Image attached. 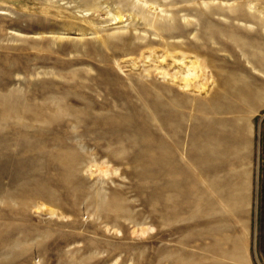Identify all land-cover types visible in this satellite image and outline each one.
Instances as JSON below:
<instances>
[{
    "label": "rangeland",
    "instance_id": "obj_1",
    "mask_svg": "<svg viewBox=\"0 0 264 264\" xmlns=\"http://www.w3.org/2000/svg\"><path fill=\"white\" fill-rule=\"evenodd\" d=\"M19 1L0 0V264H264V0H131L144 19L92 26Z\"/></svg>",
    "mask_w": 264,
    "mask_h": 264
},
{
    "label": "bare ground",
    "instance_id": "obj_2",
    "mask_svg": "<svg viewBox=\"0 0 264 264\" xmlns=\"http://www.w3.org/2000/svg\"><path fill=\"white\" fill-rule=\"evenodd\" d=\"M14 1L17 2L19 0H11V2H14ZM61 1H65V0H61ZM108 1L109 0H79V1L67 0L69 5L71 4L70 7L75 9V11L78 14H81L80 15L81 19L83 21L87 22L88 24H90L91 26L94 25V21H93V18H91L92 17L91 15L95 14L96 12L98 13L99 11H103V13L107 16L108 21H115V22L120 21V22H122L124 16L127 15V13L129 16H131L130 17L131 20L139 21L140 19H144L145 15L143 14L142 7L140 5H133V2L131 0H113L117 4H119V3L121 4V5H117L113 9H111ZM139 1H143L144 3L148 2L150 7H153V8L156 7V5H154V0H136V2H139ZM79 2L81 3L80 5L78 4ZM63 14H64V12H63ZM69 14H71V13H69ZM74 17L76 19V15ZM122 28L127 29L128 26L126 25L123 27H118L119 30ZM94 32L98 33V31H94ZM84 34H86V33H81V35H84ZM101 40L104 41V40H106V38H101Z\"/></svg>",
    "mask_w": 264,
    "mask_h": 264
},
{
    "label": "crops",
    "instance_id": "obj_3",
    "mask_svg": "<svg viewBox=\"0 0 264 264\" xmlns=\"http://www.w3.org/2000/svg\"><path fill=\"white\" fill-rule=\"evenodd\" d=\"M262 153L264 155V126H263V132H262Z\"/></svg>",
    "mask_w": 264,
    "mask_h": 264
}]
</instances>
